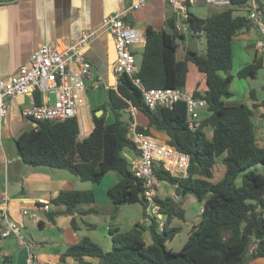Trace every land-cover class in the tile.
Wrapping results in <instances>:
<instances>
[{"label": "trees", "instance_id": "1", "mask_svg": "<svg viewBox=\"0 0 264 264\" xmlns=\"http://www.w3.org/2000/svg\"><path fill=\"white\" fill-rule=\"evenodd\" d=\"M230 1V6L205 17L190 12L192 28L205 36L202 53L185 45L183 35L174 30L172 18L169 29L152 25L145 29L138 77L147 88L187 89L193 65L200 80L190 91L195 98L206 101V106L199 110L198 127L189 128L184 101L150 108L129 76L121 73L115 88L106 90L105 101L92 109L93 128L88 135L79 138L77 118H68L33 121L35 126L13 137L17 155L28 166L67 170L80 181L92 183H100L106 173L114 172L117 181L107 189L112 203L111 219H115L121 205L133 202L142 205L145 215V202L140 196L142 181L132 174L126 156L138 155L127 137L129 121L123 119L129 105L148 118V125L138 126V130L149 134V126H153L167 135L165 140L169 144L189 155L185 176L170 174L160 162L152 165L156 179L173 186L174 194L180 198L154 196L158 211L164 216L161 225L157 216L151 217L148 224L137 221L126 230L108 225L109 250L83 235L66 246L56 264H93L91 258H98V264H250L256 259L264 260V172L256 169L260 164L264 170V147L258 144L252 121L253 109H264V100L250 104L225 101L232 96V40L252 26L244 14H234L245 8L247 0ZM178 52H183L181 58L177 57ZM261 67L262 58L255 51L252 60L236 75L254 78ZM249 95L255 99L254 90L250 89ZM99 109L102 113L96 116ZM109 114L111 121L106 118ZM208 127L210 132L206 131ZM218 159L224 172L213 181ZM186 195L195 198L203 210L187 240L174 251L166 243L179 227L170 223L174 217L185 218L182 198ZM48 201L52 206L47 213L49 221L54 222L56 216L72 215L70 224L75 230L76 215L99 212L91 189L60 190ZM86 226L94 228L95 224ZM144 232L149 233L150 242L145 240Z\"/></svg>", "mask_w": 264, "mask_h": 264}, {"label": "crops", "instance_id": "2", "mask_svg": "<svg viewBox=\"0 0 264 264\" xmlns=\"http://www.w3.org/2000/svg\"><path fill=\"white\" fill-rule=\"evenodd\" d=\"M127 1L0 0V78L11 75L19 65L26 63L32 50L40 43L68 42L78 37L87 28L99 27L106 15L123 7ZM261 4L264 7V0ZM235 14L241 13L235 11ZM171 18L172 8L165 0H148L142 7L129 14L127 21L130 25L139 28L145 35L147 25L169 29V19ZM257 37V30L251 26L232 40V63L234 59L235 70L238 71L244 66V62H250L251 57L247 49L251 47L256 51L254 41ZM187 38L184 41L185 44ZM142 47L143 45L134 47L133 52H136V48L142 49ZM260 52H262V66H264V51ZM82 54L92 62L95 79L98 80V86L95 89L102 86L106 93L108 88H115L117 80L111 70L115 59L112 36L100 28L98 36L83 49ZM219 73L222 75V72ZM240 91L248 93V89ZM255 100L250 103L256 102ZM84 102L82 114L87 119L91 131L93 122L90 110L97 107L98 103L90 107L85 100ZM26 103L27 99L22 95L9 99L7 103V114L2 121L0 188L4 184L6 185L9 197L8 216L16 223L26 241L31 244L36 264H56L66 246L78 241L76 232L89 236L88 232L99 230L105 236L110 237L107 217L112 210V203L107 196V189L117 181V177L114 172H108L100 183L88 182L89 184H85L86 181H81L83 184L80 182L78 184L79 179L76 176L72 174L74 176L72 177L66 172H62L67 170L55 169L60 170L55 172L52 170L53 168L28 166L23 163L17 155L13 137L20 131L36 125L31 119L21 115V109ZM106 118L108 119V116ZM136 121L138 126L146 127L148 125V118L140 111L136 115ZM148 130L150 135H153L152 131L163 133V137L153 136L167 139L164 132L153 126H149ZM126 156L131 157L132 155L126 154ZM222 171L224 172L221 167V175ZM161 188L166 190L162 195L176 197V200L180 199L174 194L173 186L165 181L157 182L156 195L162 191ZM73 189H91L94 193V204L99 208V212L96 214L75 216L78 225L77 231L70 224L72 215L56 216L54 222H51L47 213L52 209V206L46 212L41 209L40 204L36 203V199L40 197L48 200L56 196L60 190ZM188 196L190 195L184 197ZM23 208L29 211L32 216L22 214L20 210ZM101 219L103 223L100 221ZM161 219L164 220V216L161 215ZM87 223L95 224V227H87ZM26 255L27 248L20 245L14 235L0 237V264H26ZM92 262L95 264L93 260ZM259 262L260 264L264 263V260L256 259L250 264Z\"/></svg>", "mask_w": 264, "mask_h": 264}, {"label": "built area", "instance_id": "3", "mask_svg": "<svg viewBox=\"0 0 264 264\" xmlns=\"http://www.w3.org/2000/svg\"><path fill=\"white\" fill-rule=\"evenodd\" d=\"M148 0H128L127 3L106 15L99 27L87 28L68 42H42L32 50L26 63L19 65L9 76L0 78V146H2V121L7 114L8 100L16 96H25L27 103L21 109V115L32 121H64L77 118L79 138L89 134V128L81 121L82 108L85 105V90L88 85L95 89L98 80L92 68V62L82 54L83 49L94 40L99 29L113 38L115 59L111 65L113 75L125 73L141 93L143 102L150 108L156 105L170 106L176 101H184L190 129L199 126V110L206 106L205 99L195 98L189 89L172 87L147 88L138 77L139 63L133 48L145 43L144 33L129 24L127 17L142 7ZM172 8L174 30L182 34L184 41L188 35H198L190 24L189 7L199 0H165ZM205 4L228 7L230 0H203ZM262 0H247L245 16L258 32L254 41L257 52L264 51V7ZM240 10V9H239ZM237 10V11H239ZM181 42V39L178 38ZM39 93V101L37 99ZM52 97V98H51ZM131 115L127 137L133 142L138 155L128 157L132 174L141 179V198L145 202V215L141 222L148 224L153 216H161L154 201L158 180L153 174L152 165L161 166L174 176H185L189 164V155L169 144L165 139L157 138L137 129L138 108L129 105L126 109ZM6 185L0 188V235H14L18 243L27 248L26 264H36L31 244L20 233L16 223L8 216ZM43 211H49L51 204L45 198L36 199ZM203 207L199 208L201 212ZM20 212L29 217L32 214L25 208ZM162 222L160 221V225Z\"/></svg>", "mask_w": 264, "mask_h": 264}, {"label": "rangeland", "instance_id": "4", "mask_svg": "<svg viewBox=\"0 0 264 264\" xmlns=\"http://www.w3.org/2000/svg\"><path fill=\"white\" fill-rule=\"evenodd\" d=\"M222 8L223 7L205 4L203 0H199L196 4H193L189 7L190 11L198 17H205L210 13L220 11ZM239 11L241 14H245L246 10L244 8V9H240ZM185 45L188 46L189 48L195 49L199 53H202L205 50V36L202 33L198 35H188L187 43ZM247 50L252 60L255 51L251 47H249ZM140 53H141V48H136L135 57L138 63L141 57ZM182 53L183 52H179L177 57L181 58ZM257 54L261 56L262 52H257ZM245 63L246 62H244V65ZM232 64L233 65L230 71L233 74V79L231 80L229 85V89L232 92V96L231 98L225 100L226 103L228 104L250 103L252 101V99L249 97L250 89L254 90L255 92L256 102L263 101L264 100V66H262V68H260L257 71V74L254 78H240L236 75L237 70L234 69V67H236L234 65V59ZM190 67L191 69L189 73V80L186 83V88L188 89H192L194 83L200 80V75L197 73L194 66L191 65ZM243 89H248V93H242L240 90ZM105 99H106V93L102 86L99 89H91L90 85H88L87 89L85 90V101L89 104L90 107L91 106L93 107L96 103H98V105L103 103ZM90 112H92V109L90 110ZM90 115L92 118L91 113ZM123 119L130 121L131 115L129 114V112L123 113ZM111 120L112 117L109 114L107 121H111ZM252 121L255 125L254 127L256 131L258 144L264 147V109L262 107H255L253 109ZM206 131L210 132V128L209 127L206 128ZM152 133L155 136L163 137V133L157 131H152ZM221 167L224 170L223 164L221 165V161L218 160L217 164L213 169L214 170L213 181H217L222 177L223 174L221 175ZM256 169L259 172H264L263 166L260 164L256 165ZM52 170L55 172L60 171L55 169ZM62 172H66L69 176H72V174L67 171H62ZM77 182L78 184L79 182L80 184H83V182L79 180ZM88 182L89 181H86L85 184H89ZM236 182L239 184L240 178H237ZM161 189L162 191L161 192L159 191L158 194L159 196H163L162 193L166 192L164 188ZM173 199L176 200L177 198L174 197ZM182 204H183L182 205L183 209L185 211V218L184 219L178 217L172 218L170 225L179 227V231L174 235V237L170 241L166 243L167 247L171 248L174 251H178L181 248L183 243L187 240L193 225L196 224L199 219V213H200L199 208L201 207V204L198 201L194 200L193 197L190 195L182 199ZM142 214H143V208L139 202L125 203L120 206V209L118 210V214L115 217V219H111L109 218V216L107 217V221L109 220L107 225H117L121 230H126L132 227V225L135 222L140 221ZM159 218L160 220H163L161 219V216H159ZM100 221H102L103 223L102 219ZM76 233L78 240L80 239L81 236L84 235L81 234L80 232H76ZM88 233H89V237L93 241L98 243L103 248V250L107 251L111 248L110 237L105 236L99 230H93ZM144 238L147 242H150V237L148 232H144ZM13 246L15 247V245ZM31 250L34 251L33 248H31ZM35 251H37L36 248ZM92 260L94 261L95 264H98V260H99L98 258H92ZM257 264H260V262Z\"/></svg>", "mask_w": 264, "mask_h": 264}, {"label": "bare ground", "instance_id": "5", "mask_svg": "<svg viewBox=\"0 0 264 264\" xmlns=\"http://www.w3.org/2000/svg\"><path fill=\"white\" fill-rule=\"evenodd\" d=\"M81 121L83 122V124H84V127L86 128V129H88L89 128V123H88V121H87V119L83 116V114H82V116H81Z\"/></svg>", "mask_w": 264, "mask_h": 264}, {"label": "water", "instance_id": "6", "mask_svg": "<svg viewBox=\"0 0 264 264\" xmlns=\"http://www.w3.org/2000/svg\"><path fill=\"white\" fill-rule=\"evenodd\" d=\"M101 113H102V109H99V110L95 111V115L96 116H99Z\"/></svg>", "mask_w": 264, "mask_h": 264}, {"label": "clouds", "instance_id": "7", "mask_svg": "<svg viewBox=\"0 0 264 264\" xmlns=\"http://www.w3.org/2000/svg\"><path fill=\"white\" fill-rule=\"evenodd\" d=\"M162 215V214H161ZM159 218V217H158ZM160 219V218H159ZM161 222H162V220H161Z\"/></svg>", "mask_w": 264, "mask_h": 264}]
</instances>
